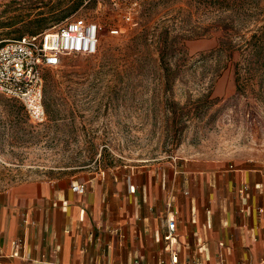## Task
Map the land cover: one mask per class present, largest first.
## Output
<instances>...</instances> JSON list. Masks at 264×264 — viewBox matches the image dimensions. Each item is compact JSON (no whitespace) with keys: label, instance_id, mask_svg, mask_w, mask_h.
Returning a JSON list of instances; mask_svg holds the SVG:
<instances>
[{"label":"rangeland","instance_id":"374dc122","mask_svg":"<svg viewBox=\"0 0 264 264\" xmlns=\"http://www.w3.org/2000/svg\"><path fill=\"white\" fill-rule=\"evenodd\" d=\"M76 17L104 36L44 68L46 121L0 93V191L172 157L264 158V0H0V41Z\"/></svg>","mask_w":264,"mask_h":264},{"label":"crops","instance_id":"0c3cea01","mask_svg":"<svg viewBox=\"0 0 264 264\" xmlns=\"http://www.w3.org/2000/svg\"><path fill=\"white\" fill-rule=\"evenodd\" d=\"M84 183V194L71 189ZM175 219L168 246L167 216ZM24 248L13 256L14 242ZM264 264V158L164 160L0 191L8 264Z\"/></svg>","mask_w":264,"mask_h":264},{"label":"built area","instance_id":"2783aa9c","mask_svg":"<svg viewBox=\"0 0 264 264\" xmlns=\"http://www.w3.org/2000/svg\"><path fill=\"white\" fill-rule=\"evenodd\" d=\"M130 21L129 14H124ZM104 26L86 17H76L53 25L37 34H24L17 38L0 41V93L18 100L23 105L29 120L34 124H43L47 119L43 101L44 68L58 67L66 55H93L98 51ZM109 35H119V27L106 30ZM171 160H175L174 157ZM72 191L84 194V183L71 185ZM168 246L174 242L175 219L166 218ZM24 248L21 238L14 242L13 256H19ZM0 264H8L0 261ZM128 264H148L134 257ZM163 264L161 261L160 263ZM168 264H179L175 255H171Z\"/></svg>","mask_w":264,"mask_h":264},{"label":"trees","instance_id":"16d2710c","mask_svg":"<svg viewBox=\"0 0 264 264\" xmlns=\"http://www.w3.org/2000/svg\"><path fill=\"white\" fill-rule=\"evenodd\" d=\"M62 17H66V15H63ZM48 28V27H47ZM46 28H44V29H42V30H40V31H38V32H34V33H27V34H37V33H39V32H42L43 30H45ZM24 35V34H23ZM22 36V35H21ZM20 37V36H19ZM14 38H17V37H14ZM253 52L255 53V54H259V52H258V48H255L254 50H253Z\"/></svg>","mask_w":264,"mask_h":264}]
</instances>
